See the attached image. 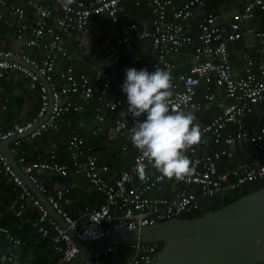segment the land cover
Instances as JSON below:
<instances>
[{"label": "built area", "instance_id": "obj_1", "mask_svg": "<svg viewBox=\"0 0 264 264\" xmlns=\"http://www.w3.org/2000/svg\"><path fill=\"white\" fill-rule=\"evenodd\" d=\"M126 1L0 0V18L8 15L17 20V40L31 48L40 45L43 48L41 59L21 50L0 48V111L6 112L10 103V98L3 97L2 80L14 71L28 80L29 86L38 93L39 102L36 113L26 122L8 128L0 125V142L13 139L10 152L19 167L47 195L56 212L81 239L98 238L120 229L150 226L184 214H194L201 210L204 198L264 179V162H260L264 150V124L256 132L246 126V117L258 104L264 103V21L254 33L258 56L243 47L241 74L234 69L229 48V44L242 40L243 24L264 13V0H242L241 9L228 18L219 11H204L211 0H186L180 5L176 0H133L135 5L149 8L151 27L139 30L136 22H130L121 26L118 36L105 38V49L114 65L120 62L124 50L133 45L134 32L140 40L148 43L149 68L154 71L158 65L171 75L170 111L199 115L211 111L213 106L217 109L207 122L195 117L201 140L185 153L192 162L193 171L183 180L162 176L133 147L129 136L138 121L125 113L127 95L121 90L125 75L99 70L94 63L91 65L93 79L86 70L78 71L69 64L63 66L68 55L65 38L73 37L80 47L85 46L82 35L87 32L92 17L106 15L118 24L121 4ZM187 49H192L193 61L187 70H180L173 56ZM202 82L214 84L218 90H200ZM92 103L98 113H117L112 122L116 136L129 140L123 149L130 146L136 150L131 166L114 181L107 177L109 165L100 163L99 155L77 130H73L66 140L68 162L59 159L55 148L44 160L31 161L21 152L25 137L35 139L48 132H58L64 117L71 113L80 114ZM92 133L97 134L98 129ZM237 143L254 148L253 161L231 162L222 170L221 161L233 157L232 149ZM43 171L50 175L83 176L105 197L101 204L85 207L86 223L83 227L62 206L70 189L61 187L49 194L46 185L38 178ZM4 178H10L15 189L19 190L18 199L9 205V210L17 217H23L26 201L30 200L39 210L33 225L43 237H50L59 253L54 264H69L79 252V246L71 234L50 216L43 202L0 149V194ZM168 181L180 184L174 195L156 194ZM2 241L10 247L24 244L11 228L0 224V245ZM129 248L127 260L121 256L124 245H114L94 254L84 264H107L108 261L112 264H147L158 252L157 243L131 244ZM14 256L15 250L9 249L7 260L11 262Z\"/></svg>", "mask_w": 264, "mask_h": 264}, {"label": "crops", "instance_id": "obj_2", "mask_svg": "<svg viewBox=\"0 0 264 264\" xmlns=\"http://www.w3.org/2000/svg\"><path fill=\"white\" fill-rule=\"evenodd\" d=\"M50 2L51 0H42ZM186 0H176L178 5ZM242 0H211L204 11H219L224 15H230L241 9ZM0 12L2 8L0 7ZM120 18L122 22H136L139 30L149 28L152 25L151 11L146 6H137L133 0H128L121 4ZM264 13L249 22L243 24V38L238 43L229 44L231 51L232 64L238 74L242 73L243 61L241 58L243 47L258 56V43L254 33L262 25ZM122 24V23H121ZM121 25L113 23L108 16H94L91 19L89 28L82 37L85 46L79 47L77 42L72 38H67L68 55L63 60V66L75 64L76 69L86 70L94 79L91 65L97 64V68L102 71H112L118 75H125L127 67L137 69L147 68L152 71L149 64V45L140 40L136 33H133L134 43L130 48H126L120 62L116 65L111 64L110 58L105 49V38L107 36H118ZM17 20L5 15L0 18V48H12L21 50L33 57L40 58L42 52L39 49L25 46L16 38ZM192 49H187L176 53L173 59L179 65L180 70H187L192 63ZM4 87L3 97L10 98L8 110L0 111V125L2 128L14 127L29 120L38 108V93L29 86L27 79L19 72H11L2 80ZM205 82L200 85V90L210 89ZM216 89V87H215ZM218 90V89H216ZM221 93V91L219 90ZM223 97V94L220 96ZM80 100V97H76ZM2 102V99H1ZM95 104L87 106L84 112L80 114L71 113L61 121V127L58 132H48L39 142L34 139L24 138L21 152L29 160H42L48 158L50 149H57L59 159L62 162H68L69 154L66 149V140L73 130L79 131L86 141L92 145L93 150L99 155L100 163L109 165L110 170L107 177L114 181L119 177L121 172L131 166L134 160L136 150L131 148L123 149V145L129 144L128 139H118L112 122L115 114L98 113L95 110ZM217 112L215 106L211 111L203 114L194 115L197 120L207 122ZM196 118L194 119L195 122ZM193 122V123H194ZM264 124V103L258 104L255 111L246 117L247 129L256 132L258 127ZM232 126L230 125L229 128ZM98 129L97 134L92 131ZM44 136V135H43ZM47 146L44 153L41 148ZM215 147V146H213ZM25 148V149H24ZM233 157H225L220 167L222 170L230 166L231 162L238 160L253 161L254 148L237 143L233 147ZM44 156V158H42ZM260 162H264V150L261 152ZM40 180L48 187L49 193H55L58 188L68 187L70 191L66 199L62 201L63 208L76 220L79 226L83 227L86 223V214L84 212L87 205H99L104 202L105 197L100 194L91 183L83 176L70 174L61 176L59 174L48 175L46 172L38 174ZM180 187L179 183L168 181L164 184L162 191H156V194L163 196H173L176 189ZM19 190L15 189V183L10 178H4L1 185L0 194V224L11 228L15 235H18L24 241L20 246H12L2 241L0 245V264H54L59 257L55 250L50 237H43L33 222L39 216V210L30 201H26L27 208L23 217H17L9 210V205L18 199ZM15 250V256L11 262L7 260L9 249ZM131 250V249H130Z\"/></svg>", "mask_w": 264, "mask_h": 264}, {"label": "water", "instance_id": "obj_3", "mask_svg": "<svg viewBox=\"0 0 264 264\" xmlns=\"http://www.w3.org/2000/svg\"><path fill=\"white\" fill-rule=\"evenodd\" d=\"M12 140L1 141L0 149L79 246V252L69 264H84L109 246L148 243L163 246L147 264H264V187L201 216L177 217L81 239L22 172L10 152Z\"/></svg>", "mask_w": 264, "mask_h": 264}, {"label": "clouds", "instance_id": "obj_4", "mask_svg": "<svg viewBox=\"0 0 264 264\" xmlns=\"http://www.w3.org/2000/svg\"><path fill=\"white\" fill-rule=\"evenodd\" d=\"M125 72L121 86L127 95L125 113L138 121L129 136L133 147L162 176L183 180L193 171L185 153L201 140V130L193 123L194 115L170 111L171 75L158 65L154 71L127 67Z\"/></svg>", "mask_w": 264, "mask_h": 264}, {"label": "trees", "instance_id": "obj_5", "mask_svg": "<svg viewBox=\"0 0 264 264\" xmlns=\"http://www.w3.org/2000/svg\"><path fill=\"white\" fill-rule=\"evenodd\" d=\"M144 6V5H143ZM122 23V24H121ZM118 24L119 25H123V24H127V23H125V22H122L121 21V18H120V21L118 22ZM121 28V27H120ZM67 38H65V40H66ZM77 42V41H76ZM78 44V43H77ZM25 46H27L26 44H25ZM66 47H67V49H68V51H69V48H68V44L66 43ZM80 47V46H79ZM34 48H36V49H39L40 51H42V45H40V46H37V47H34ZM81 48V47H80ZM231 52V51H230ZM40 57V59L42 58V54L39 56ZM70 65H72V66H76L75 64H70ZM66 66V65H65ZM76 68V67H75ZM208 85H210L209 87H210V89H215V85L214 84H208ZM104 113H109V115H108V117H111V113H113V114H117L116 112H104ZM194 124H195V122H194ZM46 135V134H45ZM45 135L44 136H40V137H37V138H35L34 139V141H36V142H39L40 140H42L43 139V137H45ZM214 148V147H213ZM25 149V148H24ZM46 150H47V146H45V147H43V148H41L40 149V151L42 152V153H44L45 154V152H46ZM52 151V149H50L49 150V154H50V152ZM49 154H48V157H49ZM42 158H44V156L42 157ZM45 159V158H44ZM44 159H42V160H44ZM264 187V180H262V181H259V182H249L248 184H246L243 188H241V189H239L237 192H236V194H234L233 196H230V197H227L225 194H219V195H216V196H213V197H209V198H204L202 201H201V205H202V208H201V210L200 211H197V212H195L194 214H184V215H182V216H180V217H182V218H188V217H196V216H201V215H203V214H205V213H208V212H210V211H214V210H216V209H218V208H220L222 205H224V204H228V203H230V202H232V201H234V200H236V199H238L239 197H242V196H244V195H246V194H248V193H250V192H253V191H256V190H258V189H261V188H263ZM162 246H163V244H161V243H159V244H157V250L159 251L161 248H162ZM131 250H130V248H129V245H124V250H123V252H122V259L123 260H127V256H128V252H130ZM113 262H109L108 261V263L107 264H112Z\"/></svg>", "mask_w": 264, "mask_h": 264}, {"label": "bare ground", "instance_id": "obj_6", "mask_svg": "<svg viewBox=\"0 0 264 264\" xmlns=\"http://www.w3.org/2000/svg\"><path fill=\"white\" fill-rule=\"evenodd\" d=\"M14 72H18V71H14ZM20 73V72H19ZM14 168V167H13ZM21 169V168H20ZM22 170V169H21ZM22 172H23V170H22ZM43 172H45V171H43ZM24 173V172H23ZM41 173V172H40ZM47 173V172H46ZM25 174V173H24ZM48 174V173H47ZM26 175V174H25ZM48 175H50V174H48ZM26 177H27V175H26ZM22 178V177H21ZM38 178H39V176H38ZM23 179V178H22ZM27 179L29 180V178L27 177ZM24 180V179H23ZM39 180H40V178H39ZM264 180V179H263ZM30 181V180H29ZM41 181V180H40ZM262 181V180H261ZM24 182H25V180H24ZM31 182V181H30ZM42 182V181H41ZM252 182H259V181H252ZM26 183V182H25ZM32 183V182H31ZM43 183V182H42ZM37 189H38V187L34 184V183H32ZM248 184V183H247ZM26 185L30 188V190L35 194V196L37 197V198H39L42 202H43V200L31 189V187L26 183ZM246 185V184H245ZM244 185V186H245ZM244 186H242L241 188H243ZM47 187V186H46ZM241 188H238L237 190H229V191H238L239 189H241ZM47 189H48V187H47ZM38 191L41 193V194H43L44 196H45V198H46V200L49 202V200L47 199V195L45 194V193H43V192H41L39 189H38ZM48 193H49V190H48ZM47 193V194H48ZM225 193V192H224ZM224 193H222V194H224ZM50 194V193H49ZM43 204L45 205V207L48 209V211H49V214H50V216H52V214H51V212H50V210H49V208L46 206V204L43 202ZM49 204L52 206V204L49 202ZM53 207V206H52ZM54 209V208H53ZM53 217V216H52ZM149 244V243H148Z\"/></svg>", "mask_w": 264, "mask_h": 264}, {"label": "rangeland", "instance_id": "obj_7", "mask_svg": "<svg viewBox=\"0 0 264 264\" xmlns=\"http://www.w3.org/2000/svg\"><path fill=\"white\" fill-rule=\"evenodd\" d=\"M237 191H226L224 194L227 196V197H230V196H233L234 194H236Z\"/></svg>", "mask_w": 264, "mask_h": 264}]
</instances>
